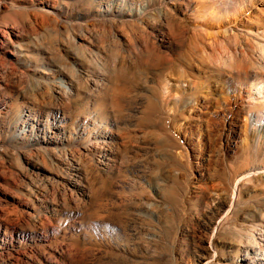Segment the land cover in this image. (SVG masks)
Returning <instances> with one entry per match:
<instances>
[{"label": "rangeland", "instance_id": "374dc122", "mask_svg": "<svg viewBox=\"0 0 264 264\" xmlns=\"http://www.w3.org/2000/svg\"><path fill=\"white\" fill-rule=\"evenodd\" d=\"M258 82L264 0H0V264H264Z\"/></svg>", "mask_w": 264, "mask_h": 264}, {"label": "bare ground", "instance_id": "6f19581e", "mask_svg": "<svg viewBox=\"0 0 264 264\" xmlns=\"http://www.w3.org/2000/svg\"><path fill=\"white\" fill-rule=\"evenodd\" d=\"M262 88H263L262 82L250 84L245 87L244 93L248 98L255 100L259 104H262L264 102L262 101V98L264 97V96L262 97L263 94ZM262 129L264 131V125L262 126V124H260L258 130L262 132Z\"/></svg>", "mask_w": 264, "mask_h": 264}]
</instances>
